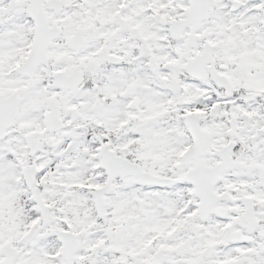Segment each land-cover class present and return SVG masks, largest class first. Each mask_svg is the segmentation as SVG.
<instances>
[{"label":"snow or ice","instance_id":"obj_1","mask_svg":"<svg viewBox=\"0 0 264 264\" xmlns=\"http://www.w3.org/2000/svg\"><path fill=\"white\" fill-rule=\"evenodd\" d=\"M0 264H264V0H0Z\"/></svg>","mask_w":264,"mask_h":264}]
</instances>
